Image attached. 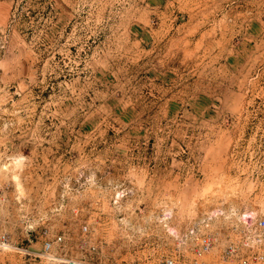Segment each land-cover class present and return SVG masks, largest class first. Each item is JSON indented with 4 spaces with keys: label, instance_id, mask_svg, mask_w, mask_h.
<instances>
[{
    "label": "rangeland",
    "instance_id": "obj_1",
    "mask_svg": "<svg viewBox=\"0 0 264 264\" xmlns=\"http://www.w3.org/2000/svg\"><path fill=\"white\" fill-rule=\"evenodd\" d=\"M215 210L264 217V0H0V264L82 225L156 264Z\"/></svg>",
    "mask_w": 264,
    "mask_h": 264
},
{
    "label": "built area",
    "instance_id": "obj_2",
    "mask_svg": "<svg viewBox=\"0 0 264 264\" xmlns=\"http://www.w3.org/2000/svg\"><path fill=\"white\" fill-rule=\"evenodd\" d=\"M221 215V211L215 210L199 222L188 225L176 236L171 254L156 264H264V217L238 216L229 227L212 229V221ZM42 236L39 254L48 262L100 264L96 244L86 225L80 227L73 241L74 248L82 256H73L66 250L72 241L69 235L60 233L49 238L44 231Z\"/></svg>",
    "mask_w": 264,
    "mask_h": 264
},
{
    "label": "bare ground",
    "instance_id": "obj_3",
    "mask_svg": "<svg viewBox=\"0 0 264 264\" xmlns=\"http://www.w3.org/2000/svg\"><path fill=\"white\" fill-rule=\"evenodd\" d=\"M250 216H252V214L251 213H248L246 216H244V217H242V218H246V217H250Z\"/></svg>",
    "mask_w": 264,
    "mask_h": 264
}]
</instances>
